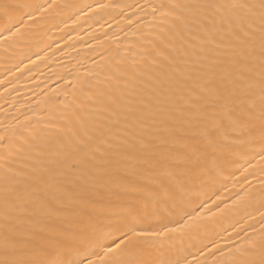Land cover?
Returning a JSON list of instances; mask_svg holds the SVG:
<instances>
[{
	"label": "snow or ice",
	"instance_id": "obj_1",
	"mask_svg": "<svg viewBox=\"0 0 264 264\" xmlns=\"http://www.w3.org/2000/svg\"><path fill=\"white\" fill-rule=\"evenodd\" d=\"M57 7L55 0H0V44L27 27L23 16L13 22L24 9L35 23ZM151 8L162 24L171 18L173 28L179 24L190 34L181 41L184 56L203 61L212 50L216 61L220 49L232 51L231 71L219 81L212 74L190 89L192 106L184 119L198 123L196 135L173 126L164 146L137 136L130 147L126 138L110 135L107 107L75 102L64 105L66 123L55 136L46 131L55 125L47 124L6 130L0 134V161L5 152L10 157L35 151L38 168L28 183L26 172L0 165V264H193L173 242L242 211L247 212L245 224L234 230L239 240L229 234L227 251L210 241L195 264H264V0H161ZM158 42L159 36L146 40L173 66L171 80L179 72L178 61ZM114 71L123 72L119 63ZM87 88L83 94L91 101V85ZM111 116L117 119L119 112ZM38 140L50 145L47 153L38 149ZM242 152L249 156L244 172L251 169L256 185L246 174L231 203L205 191L207 199L189 211L194 190L213 189L221 165L234 163ZM78 176L87 183L80 184ZM98 185L116 200L90 195ZM122 195L132 199L120 202Z\"/></svg>",
	"mask_w": 264,
	"mask_h": 264
},
{
	"label": "bare ground",
	"instance_id": "obj_2",
	"mask_svg": "<svg viewBox=\"0 0 264 264\" xmlns=\"http://www.w3.org/2000/svg\"><path fill=\"white\" fill-rule=\"evenodd\" d=\"M34 2L44 3L45 0ZM160 2L55 0L58 7L35 23L24 15L28 9L18 13L13 22L23 16L27 27L21 29L15 40L0 44V134L24 126L43 129L47 124L55 125L46 129L55 136L57 129L66 123L64 105L75 102L107 107L109 112L104 115L110 135L126 138L130 147L137 136H143L146 142L156 146H164L173 126L181 128L182 134L195 136L198 123L188 124L184 119L190 115L187 109L192 106L188 101L190 89L202 85L212 74H215L212 78L219 81L221 75L231 71L232 51L220 49L216 61L212 50L206 53L208 59L203 61L184 56L181 41H188L190 34L182 31L179 24L173 28L171 18L167 24L161 23L159 13L154 15L151 8ZM98 4L108 7H97ZM0 31H3L2 25ZM157 36L162 41L158 42L159 49L178 61L175 67L179 72L171 80L167 77L172 75L173 66L164 62L152 45L146 43L147 39L155 41ZM165 45H168L166 49ZM153 58L158 62L152 63ZM118 63L123 69L121 73L114 71ZM87 85H91V101L83 94L88 91ZM99 92L105 95L98 97ZM112 111L119 112L117 119L112 118ZM151 114H155L154 118ZM37 147L47 153L50 145L38 140ZM248 158L242 152L234 163L222 164L214 188L195 189L192 193L194 203L188 210L207 199L203 195L205 191L209 195L215 191L226 203H231L241 191L246 174L256 185L251 169L244 172ZM104 163L97 161L100 165ZM0 165L26 172L27 182L32 183L38 168L36 152L26 151L10 157L5 152ZM77 179L82 185L87 183L83 177ZM89 194L104 201L116 200L112 191L99 185ZM131 199L129 195H122L120 202ZM247 211L256 215L255 209ZM246 218L244 211L217 218L207 229L184 235L173 244L195 264L196 258L203 259L200 249L210 241H217L227 251L231 247L229 234L238 241L234 230L242 228ZM3 227V203L0 202V235ZM240 235H244L243 231Z\"/></svg>",
	"mask_w": 264,
	"mask_h": 264
}]
</instances>
